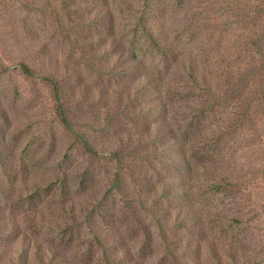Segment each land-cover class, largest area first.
I'll list each match as a JSON object with an SVG mask.
<instances>
[{"label":"rangeland","instance_id":"1","mask_svg":"<svg viewBox=\"0 0 264 264\" xmlns=\"http://www.w3.org/2000/svg\"><path fill=\"white\" fill-rule=\"evenodd\" d=\"M107 2L118 44L159 84L202 228L177 229L157 212L177 210L159 177L173 157L142 135L140 78L122 77L95 17L69 18L66 0H0V264L21 249L18 264H32L31 244L71 264H264V0H160L174 54L139 25L144 0ZM66 26L91 43L75 47ZM55 81L76 133L57 113ZM117 149L131 164L124 191L112 188Z\"/></svg>","mask_w":264,"mask_h":264},{"label":"trees","instance_id":"2","mask_svg":"<svg viewBox=\"0 0 264 264\" xmlns=\"http://www.w3.org/2000/svg\"><path fill=\"white\" fill-rule=\"evenodd\" d=\"M142 11L144 12V14L138 17V23L142 27L143 31L148 35V37L152 40V42L159 50L167 54H174L176 51L174 50L172 45H170V27L167 26V22L164 19L163 14L160 13V0H144ZM63 12L73 20L75 16L71 17V15L74 14H80L81 16L85 14L87 18H89L90 16H94L96 30H99L98 34L100 43L104 45L111 44L113 51H117L118 53L117 62L118 66H120L122 77L131 74L132 78H140V84L137 90L138 92L141 91L140 100L142 101V105L140 107V119L138 120L143 124L142 135L144 133V138L146 140L154 142L158 141L159 137V142H164L165 144L164 148L167 157H173L168 161L170 166L166 162H162V170L164 172L159 171V177L167 180L164 182L166 183V185L162 187L163 194L165 199L168 202H171V205L177 207V210L176 213L173 214L172 210L168 209V207L164 208L163 206H161V204H159L157 212L163 210V213L161 214L162 220L164 221V223L172 220L173 225H175L177 229L183 228L190 231H197L198 229L202 228L200 219H198V217L195 215L193 207L194 201L191 202V197L189 196L188 191L185 189L188 175L181 169L185 168V164L183 161L185 152L184 150H182V145L179 139L174 138L172 135V123H170V121L166 117V104L163 102L159 84L153 78H151V76L148 75L147 72H145L146 68L144 67L142 60L135 52L126 50L122 46L120 47V43L118 44L116 37H114V16L109 3L107 2V0H91L90 3L84 2L78 5L76 0H66V3L63 7ZM78 27L80 26L78 25ZM104 28H106L108 32L111 33V38L102 35V29ZM64 30H66V32L64 33L65 36L68 37L69 40L71 39V42L77 48L83 47L86 45V42H89L83 39H78L77 36H74L72 27L70 26H66ZM177 53L179 52L177 51ZM178 56L180 57V55ZM181 60H184V58H181ZM184 62L186 63V60ZM183 65L184 67L188 66L185 64ZM21 68L27 75L33 76L36 74L35 70L31 69L25 63L21 64ZM188 68L191 72H193L192 75L194 76V72H196L194 68L190 66ZM198 74L200 75V73ZM52 76V73L50 75L45 74L43 75V78H45L46 80H50ZM200 77L201 82L204 83L205 81H202V79L206 80L207 78L205 73L201 74ZM54 98L57 102V113L62 121V124L68 131L76 133L74 127H72L71 107L69 106L66 94L65 97L61 96L60 83H58V81L54 82ZM134 115L136 116V112ZM156 125L164 128L163 130H161L163 131V133H155ZM83 140L86 151L89 154L98 155L100 153L92 146V144L87 139ZM108 153L115 157L122 165L120 169H116L113 174L112 188H115L119 191H124L122 174L132 173V170L130 169L131 164L123 160L125 159V155L119 149H117V151H108ZM130 154L137 158L143 157L141 151L138 149L135 150V147L134 152ZM235 184L238 186V183ZM146 189L148 192L153 193L156 192L157 186L155 183L150 181ZM188 240L190 241V239ZM31 249L33 250V255L31 254V257L33 259L31 261L32 264H71V262L67 260L68 258L66 256V253L63 251L50 250L49 254H46L40 247H38V245L35 244H31ZM22 250L23 249H21V251ZM21 251L18 254V259H10V261L8 260L7 262H9V264H15L14 260H18V264L19 260L25 258L27 255Z\"/></svg>","mask_w":264,"mask_h":264}]
</instances>
